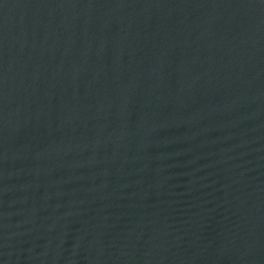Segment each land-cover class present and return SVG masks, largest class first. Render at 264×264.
<instances>
[{
    "label": "water",
    "instance_id": "95a60500",
    "mask_svg": "<svg viewBox=\"0 0 264 264\" xmlns=\"http://www.w3.org/2000/svg\"><path fill=\"white\" fill-rule=\"evenodd\" d=\"M0 264H264V0H0Z\"/></svg>",
    "mask_w": 264,
    "mask_h": 264
}]
</instances>
